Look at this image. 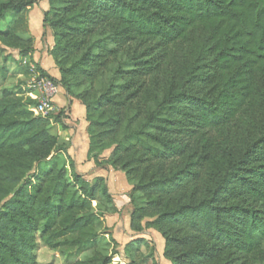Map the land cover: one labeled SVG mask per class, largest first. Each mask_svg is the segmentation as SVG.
<instances>
[{"label": "trees", "instance_id": "1", "mask_svg": "<svg viewBox=\"0 0 264 264\" xmlns=\"http://www.w3.org/2000/svg\"><path fill=\"white\" fill-rule=\"evenodd\" d=\"M35 3H4L0 18L10 9L20 14ZM85 4L88 10L95 8L111 20L125 23L139 36L166 44L192 42L201 62L211 59V72L204 74L214 83L213 98H193L184 93L175 96L149 117L142 131L120 142L113 152L117 158L133 149L143 152L137 163L179 156L178 147L150 133L157 126L198 134L227 126L243 115H264V0H85ZM78 24L64 26L77 33L87 31L80 27L84 22ZM81 68L78 64L62 68L60 80L45 69L39 67V71L61 82L69 93L66 80L83 73ZM5 96L6 100H0V156L7 157V162H0V264H38V238L54 251L80 250L87 241L97 239L103 215L114 205L112 193L103 177L91 181L75 171L70 181L63 166L42 168L40 165L50 160L56 149L66 146L50 132L49 117L35 115L28 103L12 100L11 94ZM84 105L90 121L88 158L100 163L93 127L104 123L92 119L97 103ZM106 123L109 130L118 124L117 120ZM117 158L112 159L113 165ZM71 168H75L74 162ZM199 176L198 169H188L136 184L131 195L137 205L131 213L132 230L142 231L144 205L157 203L134 196L135 191L161 198L172 196ZM242 197L264 205V125L259 138L228 165L210 196L165 211L154 221L165 238L164 256L173 264H211L226 251L263 253L264 210L230 203ZM150 247L146 238L139 237L125 246V252L135 263L136 253L146 255ZM153 254L146 256L153 259ZM111 263L112 257L105 256L98 263L90 259L72 264Z\"/></svg>", "mask_w": 264, "mask_h": 264}, {"label": "rangeland", "instance_id": "2", "mask_svg": "<svg viewBox=\"0 0 264 264\" xmlns=\"http://www.w3.org/2000/svg\"><path fill=\"white\" fill-rule=\"evenodd\" d=\"M22 1L29 0H0V6ZM34 1L36 3L24 12L17 14L10 9L0 18V100H6L5 95L11 94L9 98L28 103L35 115H42L38 105L44 99V87L42 93L32 87L37 74L32 73L30 67L36 65L39 71V67L45 69L42 63L47 64L45 70L60 80L62 68L81 65L84 72L66 80L69 93L61 82L52 80L58 91L51 102L53 110L46 116L51 121L50 132L58 136L67 149L59 147L51 159L40 166L46 170L63 166L70 181L75 171L91 181L103 177L114 199L112 209L103 215L97 239L87 241L80 250L61 253L51 250L38 238V264H72L90 259L98 263L105 256L112 257L111 264H173L164 256L165 238L153 225L154 221L165 211L181 204L198 203L210 196L228 165L238 160L259 138L264 125L263 113L243 115L227 126L198 134L178 130L179 127L163 130L162 126H157L150 129V133L178 147L179 156L137 163V158H143V152L133 149L117 158L113 152L120 142L142 131L149 117L171 103L175 96L184 93L193 98H213L214 83L204 74L211 72V59L201 62L192 42L166 44L139 36L125 23L111 20L104 12L95 8L88 10L85 0ZM80 21L84 22L80 27L87 29L84 33L64 26L68 23L75 27ZM76 100L78 103L73 108ZM84 103H97L92 119L104 123L93 127L100 163L88 158L90 121L83 112ZM115 120L117 126L109 130L110 124L106 122ZM114 158H117L116 165L111 162ZM0 162H7V157L0 156ZM188 169H198L199 179L172 196L161 198L157 194L134 192V196L139 195L145 201L155 199L157 203L144 205L142 231L132 230L131 213L137 207L131 198L135 185L168 178ZM230 203L264 210L263 203L248 197ZM139 237L149 241L151 247L146 255L153 252L155 262L136 253V262L132 263L126 254L125 246ZM211 264H264V252L248 255L226 251Z\"/></svg>", "mask_w": 264, "mask_h": 264}, {"label": "built area", "instance_id": "3", "mask_svg": "<svg viewBox=\"0 0 264 264\" xmlns=\"http://www.w3.org/2000/svg\"><path fill=\"white\" fill-rule=\"evenodd\" d=\"M30 71L34 74H37L34 79V84L32 85L33 88L40 89V92L43 89V100L38 105V111L46 116L48 111L53 110V106L51 102H53L54 98L53 95L55 92L58 91V87L54 85L52 80H49L48 77L41 75L40 71H37L36 65L30 67ZM45 90V91H44ZM41 92V93H42Z\"/></svg>", "mask_w": 264, "mask_h": 264}, {"label": "crops", "instance_id": "4", "mask_svg": "<svg viewBox=\"0 0 264 264\" xmlns=\"http://www.w3.org/2000/svg\"><path fill=\"white\" fill-rule=\"evenodd\" d=\"M45 69H47V64L45 65L44 63L41 64ZM65 92V90H63ZM78 103V101L76 100L75 102H73V108H74V105ZM83 112L84 114L86 115V110L84 109V106H83ZM88 151V150H87Z\"/></svg>", "mask_w": 264, "mask_h": 264}]
</instances>
